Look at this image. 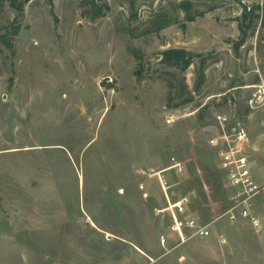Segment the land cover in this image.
I'll return each instance as SVG.
<instances>
[{
  "label": "rangeland",
  "instance_id": "374dc122",
  "mask_svg": "<svg viewBox=\"0 0 264 264\" xmlns=\"http://www.w3.org/2000/svg\"><path fill=\"white\" fill-rule=\"evenodd\" d=\"M20 1L0 0V264H264V189L238 206L210 144L243 129L264 187V0Z\"/></svg>",
  "mask_w": 264,
  "mask_h": 264
},
{
  "label": "built area",
  "instance_id": "2783aa9c",
  "mask_svg": "<svg viewBox=\"0 0 264 264\" xmlns=\"http://www.w3.org/2000/svg\"><path fill=\"white\" fill-rule=\"evenodd\" d=\"M249 10H251V6L246 2H243ZM175 116L170 115L168 117V122L171 123L174 121ZM226 119L221 120V127L218 130L220 135L215 136L210 139V144L212 147H215L217 151V159H218V167L223 172L226 181L229 185L232 186L235 191V199L238 206H251L252 198L256 196L264 187L256 181L252 166H251V155L244 154L243 148L241 145H235L237 140L244 141L246 140V133L242 129L236 134L233 132L228 133L226 126L224 124ZM183 202L177 204L179 206V210L184 212ZM244 217H248L251 219L252 223L255 226L261 225V220L258 216L252 215L249 209H244L243 211ZM235 217V214H232ZM186 226L194 230V234L200 237H209L211 235V231L207 225H201L196 219H190L186 221ZM181 221L178 220L177 215L175 213V225L177 231L184 238L183 235V227L184 225ZM183 226V227H182Z\"/></svg>",
  "mask_w": 264,
  "mask_h": 264
},
{
  "label": "trees",
  "instance_id": "16d2710c",
  "mask_svg": "<svg viewBox=\"0 0 264 264\" xmlns=\"http://www.w3.org/2000/svg\"><path fill=\"white\" fill-rule=\"evenodd\" d=\"M12 5L20 12L22 13L24 11V3L21 2L20 0H10ZM30 1V0H25ZM240 1V0H237ZM50 5H53V0H49ZM243 4V6L245 7V12L247 11V6L243 3V1L241 2ZM106 9H109L108 6H104ZM104 7L102 8H98L96 7L95 9V13L93 15V18L96 19L98 17H101L105 14L104 12ZM180 7L185 10V12H189L190 8H191V2L189 0H184L180 3ZM260 4L254 5L252 7V9L246 13V15L249 16H253L255 15L256 11L258 9H260ZM187 19L189 21H194L195 17L194 16H187ZM165 22L163 21L162 17H158L155 18L154 20V24L156 26V31H159L161 29H163L166 25L164 24ZM172 23H176V21L171 22ZM170 24V23H169ZM13 27L15 28V34L18 32L19 26H15V24L13 23ZM0 41H4L6 43V45L9 48H14V44L13 41L9 38H6V35L0 36ZM197 56V54L193 53L192 51H189L187 49L184 48H169L166 49L162 52V62L168 64L169 66L172 67H176V68H182V69H187L188 67H190L193 64V60L194 58ZM201 76H200V80H199V85L198 87H200L201 84H203L204 78H205V72L204 70H201ZM186 101H190L189 99Z\"/></svg>",
  "mask_w": 264,
  "mask_h": 264
},
{
  "label": "crops",
  "instance_id": "0c3cea01",
  "mask_svg": "<svg viewBox=\"0 0 264 264\" xmlns=\"http://www.w3.org/2000/svg\"><path fill=\"white\" fill-rule=\"evenodd\" d=\"M242 1H246V0H242Z\"/></svg>",
  "mask_w": 264,
  "mask_h": 264
}]
</instances>
